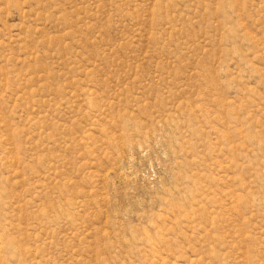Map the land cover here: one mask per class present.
<instances>
[{"label": "rangeland", "instance_id": "1", "mask_svg": "<svg viewBox=\"0 0 264 264\" xmlns=\"http://www.w3.org/2000/svg\"><path fill=\"white\" fill-rule=\"evenodd\" d=\"M0 264H264V0H0Z\"/></svg>", "mask_w": 264, "mask_h": 264}]
</instances>
